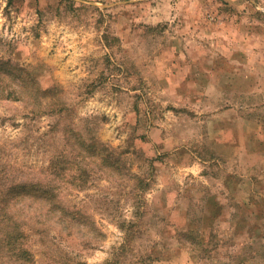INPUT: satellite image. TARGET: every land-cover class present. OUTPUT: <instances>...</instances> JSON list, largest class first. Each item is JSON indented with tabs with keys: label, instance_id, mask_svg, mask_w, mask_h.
Masks as SVG:
<instances>
[{
	"label": "rangeland",
	"instance_id": "1",
	"mask_svg": "<svg viewBox=\"0 0 264 264\" xmlns=\"http://www.w3.org/2000/svg\"><path fill=\"white\" fill-rule=\"evenodd\" d=\"M9 226L0 264H264V0H0Z\"/></svg>",
	"mask_w": 264,
	"mask_h": 264
},
{
	"label": "trees",
	"instance_id": "2",
	"mask_svg": "<svg viewBox=\"0 0 264 264\" xmlns=\"http://www.w3.org/2000/svg\"><path fill=\"white\" fill-rule=\"evenodd\" d=\"M110 153L109 151L107 152ZM64 166V165H63ZM61 166V168H64ZM21 236V231L16 230L13 226H9V229L4 233L0 239L1 250L7 248L8 251L18 250L19 247L15 245V240ZM18 259H22L24 255H18Z\"/></svg>",
	"mask_w": 264,
	"mask_h": 264
}]
</instances>
